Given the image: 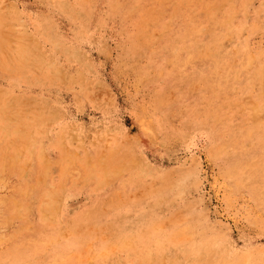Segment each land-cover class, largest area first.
I'll use <instances>...</instances> for the list:
<instances>
[{
    "label": "rangeland",
    "instance_id": "1",
    "mask_svg": "<svg viewBox=\"0 0 264 264\" xmlns=\"http://www.w3.org/2000/svg\"><path fill=\"white\" fill-rule=\"evenodd\" d=\"M0 264H264V0H0Z\"/></svg>",
    "mask_w": 264,
    "mask_h": 264
}]
</instances>
